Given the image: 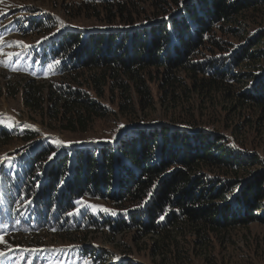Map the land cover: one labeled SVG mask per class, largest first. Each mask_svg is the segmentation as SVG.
I'll return each mask as SVG.
<instances>
[{
    "label": "rangeland",
    "instance_id": "rangeland-1",
    "mask_svg": "<svg viewBox=\"0 0 264 264\" xmlns=\"http://www.w3.org/2000/svg\"><path fill=\"white\" fill-rule=\"evenodd\" d=\"M104 1L0 0L3 51L20 53L10 63L0 64V235L7 241L0 243V252L4 253L0 255V264H85L86 261L88 264H264L263 222L206 232L204 227L188 220L182 206L170 202L163 210L164 215L174 213L169 223L159 224L155 232L147 234L131 216L132 211L144 206V200L122 204L116 191L112 194V189L108 191L107 187L95 189L94 194L83 193L80 199H60L51 209L48 196L36 202L43 183L48 184L50 165L58 164L65 152L69 160L82 150L97 154L101 148H116L138 130L159 126H174L189 133L210 132L220 139L224 149L240 159L250 158L239 169L198 167L190 172L192 177L206 175L217 182L222 179L239 182L264 172V111L253 100L244 98L254 85L264 83L261 76L264 75V1L227 21L217 22L208 36L224 41L222 48L207 42L188 55L186 62L222 60L234 48L247 46L249 50L260 51V57L247 58L235 65L230 77L217 89L212 85L199 87L200 78L211 76L203 75L200 65L194 68L197 77L185 70H175L173 75L182 78L176 85L166 82L169 64L149 67L146 76L153 95L149 106L147 102L140 103L139 93L134 89L133 104L125 102L118 86L113 89L114 84H109L99 96L94 85L89 86L86 80L73 82V76L84 73L86 76L91 70L74 66L67 59L69 54L63 53L61 58L53 53L54 43L57 40L62 43L60 37L68 32L133 30L148 25L152 20L147 16L161 9L158 0H133L125 7L124 16L109 17L101 8ZM173 8L175 12L179 10ZM128 16L134 19V24L123 20ZM16 41H22L23 45L15 44ZM0 60L8 58L0 54ZM49 64L54 65L52 70ZM26 80H35L45 89L44 109L40 112L24 102ZM76 90L97 100L104 109L85 132L65 131L50 115L51 108L56 112L58 107L59 116H63L64 108L56 104L57 92ZM30 134L35 137L27 138ZM57 139L71 144L59 147L54 143ZM45 148L50 152L39 158L35 171L27 175L24 171H28L33 155ZM182 167L188 171L189 167ZM71 180L72 174L68 172L58 183V194L66 191ZM81 199L115 214L78 206L75 202ZM77 207L78 214H70ZM172 219H178L175 227ZM117 220H124L127 225L118 224ZM36 221H40L42 228L35 227ZM169 228L173 232L163 231ZM10 237L17 241L11 242Z\"/></svg>",
    "mask_w": 264,
    "mask_h": 264
},
{
    "label": "trees",
    "instance_id": "trees-1",
    "mask_svg": "<svg viewBox=\"0 0 264 264\" xmlns=\"http://www.w3.org/2000/svg\"><path fill=\"white\" fill-rule=\"evenodd\" d=\"M260 1L158 0L161 9L147 16L152 20L148 25L125 31L120 29L90 34H84L83 31L68 32L60 37L62 43L58 40L57 44L54 43L53 53L61 58L63 53L69 54L67 59L72 60L74 66L91 70L86 76L85 73L73 76V82L86 80L89 86L94 85L99 96L105 93L109 84H114L113 89L118 86L125 102L131 101L133 104V89L139 93L142 105L145 102L149 103L148 106L152 104L153 95L146 76L147 68L152 66L169 64L166 82L176 85L182 78L173 75L175 70H185L197 77L194 68L200 65L204 70L203 75L208 73L211 76L200 78L199 87L205 89L212 85L217 89L219 84L230 77L235 65L247 58L260 57V51L249 50L248 46L234 48L228 58L196 62H186L188 55L195 53L197 48L207 42L222 48L224 41L208 36L211 27L217 22L231 19L245 8L257 6ZM131 3L133 0H105L101 8L106 10L109 17H114V14L124 16L125 7ZM173 7L179 10L175 12ZM128 17L123 20L134 24V19ZM35 82L26 80L24 102L29 108L40 112L44 109L42 103L45 89ZM250 92L244 98L253 100L264 111V83H257ZM55 98L56 104L64 108L63 116H59L61 112L58 107L56 112L51 108L50 115L62 124L65 131L85 132L94 118L104 110L97 100L80 90L73 93L57 92ZM176 128L159 126L146 131L138 130L116 148H101L97 154H87L82 150V153L70 160L65 152L58 164L54 162L50 165L46 178L48 184L43 183L36 202L40 203L48 196L46 200L51 209L55 201L60 199H80L83 193L94 194L92 191L95 189L107 187L108 191L112 189V194L116 191L117 200L122 204L144 200V206L132 211L131 216L147 234L155 232L159 224L169 223L174 213L164 215L163 210L170 202L182 206L188 220L204 227L206 232L228 229L233 225H248L255 221L264 223V172L239 182L227 179L217 182L206 175L192 177L190 172L198 167L239 169L249 163L250 158L240 159L224 149L220 139L210 132L189 133ZM33 137L35 135L30 134L27 138ZM49 152L45 148L38 155L34 154L28 171L24 172L27 175L33 173L36 161ZM175 164L177 167L173 166ZM182 166L189 167L188 171ZM68 172L72 174V180L67 182L66 191L62 190L58 194V183ZM117 221L118 224L127 225L124 220ZM173 221L175 227L178 219ZM35 223V227L39 225L42 228L40 221ZM30 227L34 228L33 224ZM172 229L163 231L173 232ZM9 239L11 242L17 241L13 237Z\"/></svg>",
    "mask_w": 264,
    "mask_h": 264
},
{
    "label": "snow or ice",
    "instance_id": "snow-or-ice-1",
    "mask_svg": "<svg viewBox=\"0 0 264 264\" xmlns=\"http://www.w3.org/2000/svg\"><path fill=\"white\" fill-rule=\"evenodd\" d=\"M14 43L17 44V45H23V42H22V41H16V42H14ZM9 46H10V45H9ZM3 48H4V43H3L2 41H0V54L6 56V57L8 58L7 61H5V60H0V64H4V63H6V62L10 63V62H11V58H13V57H17V56L20 55V53H13V52H7V53H5V52L3 51ZM55 63L58 64L59 61H56ZM48 68H49V70H52V69L54 68V65H53V64H49V65H48ZM121 127H124V125H121ZM54 143H56L59 147H64L66 144H67V145H70V144H71V142H65V141H61V140H59V139H57L56 141H54ZM55 155H56V154L53 153V156H55ZM49 159H52V157H49ZM75 203H76L78 206H79V205H83L84 207H92L93 209L103 210V211H105V212H110V211H112L113 214H115L113 210H110V209L104 208L103 206L89 205V204H87V202L83 201L82 199L79 200V201H76ZM78 212H79V207H77V208L75 209V211H74L73 213H70V214H78ZM161 218H163V217H161ZM0 243H4V244L7 243V241L4 239L3 235H0ZM0 255H4V253L0 252ZM85 264H88V262L86 261Z\"/></svg>",
    "mask_w": 264,
    "mask_h": 264
}]
</instances>
